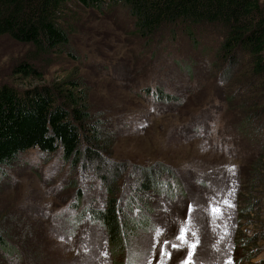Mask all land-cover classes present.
I'll list each match as a JSON object with an SVG mask.
<instances>
[{"label": "rangeland", "instance_id": "374dc122", "mask_svg": "<svg viewBox=\"0 0 264 264\" xmlns=\"http://www.w3.org/2000/svg\"><path fill=\"white\" fill-rule=\"evenodd\" d=\"M78 19L80 28L71 49L53 56L44 70L45 81H78L94 112L102 115L105 133L110 135L111 160L123 166L121 175L125 170L119 179L123 210L129 211L131 198L139 196L136 189L146 169L168 170L174 175L167 178L175 199L167 200L165 189L145 198L152 211L169 221L170 230L160 224L167 231L162 239L170 241L172 251V259L165 257L164 264H181L186 259L187 245L171 248V243H180L175 237L181 227L189 229V243L197 237L201 240L194 258L198 255L204 264L222 263L225 249L217 251L218 245L212 244L214 224L222 223L230 227L233 250L228 255L236 264H263L264 195L252 193V186L245 182L260 154L252 140L260 139L258 133L264 130V93L254 82L231 89L240 73L230 79L218 71L219 62L206 53L217 42L208 36L194 43L177 27L174 35L167 32L150 44L133 35L132 23L119 8L89 9ZM29 49L8 37L0 38V82L19 88L41 84L12 75V67ZM158 90L177 99L160 100ZM250 99L257 105H242ZM245 109L253 110L249 120ZM116 173L105 163L88 160L73 168L61 152L46 154L36 149L21 154L0 176V225L8 230L10 246L6 250L0 245V264H129L134 260L148 264L149 259L160 264L161 239L148 256L151 229L150 235L142 233L136 246L114 260L105 230L91 219L92 209L106 206L107 184L100 181L101 175L114 179ZM225 198L235 207L224 205ZM243 200L244 205H239ZM138 202L140 207L132 210L139 214L144 203ZM190 205L194 207L191 221ZM215 206L221 209L219 216L212 214ZM250 239L258 241L257 247L245 246Z\"/></svg>", "mask_w": 264, "mask_h": 264}, {"label": "trees", "instance_id": "16d2710c", "mask_svg": "<svg viewBox=\"0 0 264 264\" xmlns=\"http://www.w3.org/2000/svg\"><path fill=\"white\" fill-rule=\"evenodd\" d=\"M116 8L132 23L133 35L150 44L157 38L162 40L167 32L174 35L177 27L194 43H197V38H213L217 47L207 49L206 53L211 52L216 63L219 62V66L216 65L218 71L230 79L240 73L238 81L231 82V89L242 88L244 82L245 86H251L254 82L262 95L264 93V0H0V38L8 37L30 47L12 67V75L41 83L19 88L0 82V176L3 169L11 166L21 154L36 149L46 154L61 152L64 161L73 168L88 160L105 163L118 171L114 179L101 175L100 181L107 184L106 206L90 212L93 222L105 230L114 260L131 250L142 233L150 235L147 233L150 229L153 235L157 227L161 228L158 239L164 242L162 238L167 232L164 227L170 230L169 221L152 211L145 198L150 199L165 189L169 192L167 200L175 199L172 182L167 178L174 175L164 169L143 171L146 173L142 175L144 180L136 189L139 196L131 198L130 212L124 211L120 202L122 187L119 179L125 170L121 175L119 170L123 166L111 160V148L107 144V135H110L105 133L106 123L102 121V115L94 112L81 83L70 78L61 83H46L44 70L52 64L53 56L67 54L71 49L74 35L79 32L78 15L81 12L89 9L104 12ZM156 94L160 100L177 99L160 90ZM251 101L245 100L242 105L246 107L251 103L250 108L257 105L256 100ZM251 111H243L248 120ZM258 135H262L260 139L253 138L252 141L258 146L256 153L260 154L245 184L252 186V193L264 195V130ZM137 200L144 203L139 214L132 210L134 206L140 207L136 205ZM240 204L244 205V200ZM251 206L245 207L246 210ZM191 208L193 213V205ZM214 226L215 242L212 244L218 245L214 249H225L222 263L214 264H228L229 260L236 264V260L228 255L233 250L229 242L232 235L230 227L225 223ZM7 232L1 224L0 245L9 250ZM221 235L225 236L224 240H218ZM255 242L258 241L251 243L250 239V245L245 246H256ZM245 253L248 254L249 250ZM129 264L140 262L134 260Z\"/></svg>", "mask_w": 264, "mask_h": 264}, {"label": "snow or ice", "instance_id": "6c2138e0", "mask_svg": "<svg viewBox=\"0 0 264 264\" xmlns=\"http://www.w3.org/2000/svg\"><path fill=\"white\" fill-rule=\"evenodd\" d=\"M231 195V192L229 193ZM223 204L228 206L229 208H234L235 205L227 198L223 200ZM191 205L189 206V221L192 220L191 216ZM211 211L213 216H219L221 214V209L218 206L211 207ZM188 232L189 229L187 227H181L179 230L178 235L175 237V240L179 241L180 243H171V248L174 250H180L182 249L185 245H187V257L185 260L181 262V264H194V254L197 252L198 245L201 244V240L197 237V232L196 231H191V236L192 237H197L195 242L189 243L188 239ZM162 233V229L157 227L154 231L153 234V239L152 243L150 246V250L148 252V256L151 257L154 254L156 245L159 243V237ZM225 236L221 235L218 237V240H224ZM170 241L165 239L163 242V247L161 248L160 252V264H164L165 262V257H167L168 260L172 259V251L168 250V245ZM203 251V249H201ZM148 264H151V259L148 260ZM195 264H204V262L200 259V257L197 255L195 257ZM228 264H234L231 260L228 261Z\"/></svg>", "mask_w": 264, "mask_h": 264}]
</instances>
